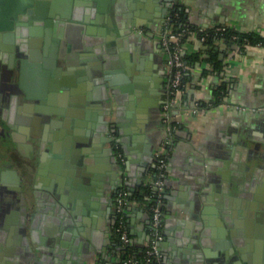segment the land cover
Listing matches in <instances>:
<instances>
[{"label":"crops","instance_id":"0c3cea01","mask_svg":"<svg viewBox=\"0 0 264 264\" xmlns=\"http://www.w3.org/2000/svg\"><path fill=\"white\" fill-rule=\"evenodd\" d=\"M15 1L2 0L3 18L10 17L11 5ZM74 1L85 5L75 7L76 19L67 23L68 39L65 37L61 44L50 42L49 50H46L48 62L52 63L57 54L74 56L76 50L90 48L94 37L84 28L87 23L83 19L89 11L91 14L96 10L95 4L104 9L110 2ZM118 2L121 6L118 16L123 13L127 25L120 34L114 25L116 36L110 35L107 44L115 48L112 57L122 58L129 71L131 63L139 67L136 73L133 72V77L138 78L135 81L137 86L133 88L139 104L134 108L130 100L124 103V94L121 91L111 94L110 86L101 85L95 93L101 97L97 99L101 104L93 109L91 122L95 125L96 136L103 139L105 149L101 164L103 187L89 201L90 214L81 215L86 218V228L92 239L84 238L83 249L77 250L80 261L71 263L115 264L118 261V245L109 224L114 218L115 191L125 185L123 180L133 184L149 179L155 151L165 144V137H169L165 168L167 198L162 200L164 236L159 243L163 263L264 264V168L250 166L251 157L256 156L254 153H258V160L264 155V50L256 46L238 47L223 38H217L207 46L196 32L184 36L182 54L201 52L206 56L209 47L222 60L223 70L217 72L205 60L190 66L184 88L186 95L183 97L184 91H181L173 94L170 100L171 120L176 122V127L168 133L160 101L171 98H168L166 89L169 82L168 55L161 42L163 34L170 30L163 28V13L166 14L170 1ZM137 2H141L142 14H135L139 11ZM175 5L182 10L190 25H225L264 36V0H172V6ZM86 7L91 10L87 11ZM36 28L41 32V26ZM66 41L71 44L67 46ZM4 44L0 40V46ZM36 73L34 76L28 71L24 77V84L31 94L42 89V78ZM222 80L226 82L225 97L220 103L211 105L207 100L212 96V89ZM7 100L0 102V124L7 129L16 125L25 130L30 114ZM203 101L207 102L201 105ZM70 110L74 111V108ZM8 123L12 126L9 127ZM20 132L13 144H19L23 149L27 140L25 133ZM110 137L117 141L111 142ZM113 144L119 147L113 148ZM121 151L125 157L122 156L123 166L112 156ZM19 152L15 149L6 160L8 165L0 167L5 170L9 166L10 169L9 173L0 174V183L6 191L12 192L14 182L22 181L25 200L32 206L30 210L36 212L33 221L28 219L25 227L27 242L35 257L26 251L21 253V246L17 245L19 257L13 264H35L36 261L54 264L47 251L50 244L48 234L50 226L57 229L60 210L57 204L56 210L52 207L47 187L51 173L50 156L43 150L42 163L35 165L36 161L31 162L29 169L35 166L28 173L19 164ZM209 177L215 184L209 183ZM2 208L7 212L11 205L0 206V211L4 212ZM126 217L132 241L142 243L149 224L144 204L131 201ZM73 227L77 232L74 236H79V228L84 226L77 224ZM13 244L9 241L8 246ZM230 254L238 257L233 263L229 262Z\"/></svg>","mask_w":264,"mask_h":264},{"label":"water","instance_id":"95a60500","mask_svg":"<svg viewBox=\"0 0 264 264\" xmlns=\"http://www.w3.org/2000/svg\"><path fill=\"white\" fill-rule=\"evenodd\" d=\"M165 1H170L167 14L173 6L172 0ZM80 5L85 4L74 0H16L11 5L10 17L3 18V5L0 0V40L5 42L0 46V74L3 75L4 69L7 73L4 81L12 87L16 86V89H9L6 93L8 101L30 114L25 130L16 125L12 126L11 123L8 125L13 130L25 132L32 153V163L41 161L39 154L43 150L50 156L51 173L47 187L51 194L52 207L57 204L60 210L58 227L56 229L55 226H50L48 234L50 244L47 251L54 264H72L73 260L79 262L77 250L83 249L85 237L92 239L86 228V218L81 215L90 214L89 201L103 187L101 172L104 169L101 164L105 158V149L102 146L103 139L96 136L95 125L91 122L94 119L93 109L101 104L97 100L101 97L95 95L98 87L110 86L111 94L115 95L121 91L124 94V103L130 100L134 108L139 104L133 88L137 86L135 81L138 79L133 77V72L135 70L136 73L139 67L131 63L129 71L122 58L112 57L115 48L107 44L110 35L116 36L114 25L119 28V34L127 25V21L123 20L124 14L118 16L121 10L118 0H110L104 9L95 4L97 13L92 11L90 14L91 8L86 7L89 13L83 19L87 23L84 28L94 37L90 48L86 51L74 50V56L67 53L57 54L52 63L48 62L46 50H49L50 42L61 44L65 37L68 39L67 23L76 19L74 10ZM136 6L139 11L135 14H142L141 2H137ZM166 14L163 13V16ZM37 26H41V32H38ZM66 44L68 46L71 43L66 41ZM72 58L74 60L70 61ZM28 71L33 72L34 76L38 72L39 78H42V89L36 94L29 93L24 84ZM166 101L165 98L161 99V110ZM70 108H74V111ZM110 139L111 142L117 141L111 137ZM116 147L119 145L113 144V148ZM120 153L123 155L122 151ZM254 154L256 156L250 160L251 168L259 165L264 168V155L262 160H258V153ZM112 156L114 161L118 158L123 166V159L119 158L117 152ZM153 164L154 161L152 166ZM209 180V183L215 184L212 182L213 178L209 177ZM123 183L133 191L134 185H138L139 181L131 184L128 180H123ZM165 186L164 178L162 199L167 198ZM220 189L223 190L222 187ZM226 191L228 192V184ZM3 199L11 208L0 215V264L14 263L19 257L17 245L21 246V253L26 251L31 257H35L28 245L25 227L28 219L33 221L36 212L30 210L32 206L27 204L23 191L18 195L7 192ZM112 209L115 215V206ZM114 221L113 218L109 224ZM77 224L84 227L79 228V236H74L77 232L73 226ZM9 241L14 244L8 246ZM237 258L230 254L229 262L233 263ZM35 264L43 263L36 261Z\"/></svg>","mask_w":264,"mask_h":264},{"label":"built area","instance_id":"2783aa9c","mask_svg":"<svg viewBox=\"0 0 264 264\" xmlns=\"http://www.w3.org/2000/svg\"><path fill=\"white\" fill-rule=\"evenodd\" d=\"M226 28L225 25H216L214 26V31H222ZM184 32L186 34H184ZM194 31L190 29H185V31H179L177 33H172L170 30L165 32L162 36L161 42L167 52L166 64L168 66L169 72V82L168 87L170 88V93L175 94L182 91V76L185 73V70L188 68L187 64L182 58L181 53V43L179 40L182 36L193 33ZM235 35H232V38H235ZM204 39V35L200 37ZM245 46H256L264 50V41L256 42L254 44L245 43ZM166 101L163 104V120L165 122L166 129L168 133L174 130L176 127V122L171 120V106L170 100ZM225 105H230V103L225 102ZM244 108V107H242ZM170 141L169 137H165V144L161 148L155 151L154 154V164L156 168L155 177L151 180L152 186L156 191V195L153 197L149 207H148V218L149 224L147 228V233L145 240L143 241L146 244L145 253L142 259H139L133 252L128 251L124 255H118V264H152L154 259L159 260L161 258V253L159 250V243L163 239V209H162V188L164 185L165 168L167 166V151L168 143ZM167 147V148H166ZM120 159L122 154L118 152L117 154ZM131 191L127 186H120L117 188L114 195V206H115V215L114 223L111 224V230H114L117 233L118 240L121 244H126L128 242H133L131 234L128 228V221L126 217V210L129 206V203L133 199H129L128 195ZM135 201V200H134ZM161 264V263H158ZM162 264H164L162 262Z\"/></svg>","mask_w":264,"mask_h":264},{"label":"trees","instance_id":"16d2710c","mask_svg":"<svg viewBox=\"0 0 264 264\" xmlns=\"http://www.w3.org/2000/svg\"><path fill=\"white\" fill-rule=\"evenodd\" d=\"M163 28L164 29H170L172 33H177L179 31H185V29H190L197 33L199 37L204 35L203 42L207 46L212 43L217 38H223L228 42L236 44L238 47H244L245 43L248 44H254L256 42H263L264 36L259 35L256 32L253 31H237L235 29L226 27L222 31L215 32L214 26L213 27H199V26H193L186 22L185 16L183 15V12L181 9L178 8V6H173V8L167 13L165 16L164 22H163ZM184 34H186L184 32ZM232 35H235V38H232ZM184 36L181 37L179 42H182V39ZM183 60L187 64L188 68L185 70V73L182 76V91H184L186 79L189 75V68L190 66L194 65L197 61L205 60L209 62L213 68L217 72H222L223 70V62L222 60L218 59L215 52H212L209 47L206 48V56H202L201 52H193L189 55L181 54ZM226 82L222 80L218 85H216L212 89V96L209 100V104H217L223 101V98L226 94ZM168 98L172 97V93H170V88L167 89ZM183 94V97H184ZM206 101V102H207ZM202 102L201 105H204ZM196 103H200L197 101ZM156 168L154 166L149 167V179L142 181L140 184H138L133 191L128 195L129 199H133L135 201L141 202L144 204L146 210L148 211V207L153 199V197L156 195V191L154 190L152 186V179L155 177ZM126 186V185H122ZM112 236L115 239L116 244L118 245L117 252L120 253V255L126 254L128 251L133 252L139 259H142L145 253L146 244L142 242L141 244H136L134 242H128L126 244H121L118 240L117 233L112 230ZM162 258L159 260L154 259L152 261V264H162ZM115 264H118L117 262Z\"/></svg>","mask_w":264,"mask_h":264},{"label":"flooded vegetation","instance_id":"af4514ba","mask_svg":"<svg viewBox=\"0 0 264 264\" xmlns=\"http://www.w3.org/2000/svg\"><path fill=\"white\" fill-rule=\"evenodd\" d=\"M164 48V47H163ZM4 68V67H1ZM1 71V70H0ZM3 71V75L0 74V102H3L4 100H6L8 97L6 95V93L9 91V89H16V86L12 87L11 85H8L5 81H4V77L7 75V73L5 72L4 69H2ZM7 71V70H6ZM8 101V100H7ZM34 130H36V127L34 128ZM13 131V133H12ZM21 130H13V129H7L4 127H0V167H4L5 165H8V161L6 162L7 158H9L12 153H15V149H17V151H20V165L23 168L24 171L30 173V170L32 168H34V166L40 165L42 163V159H43V151L41 152V154H39V157H41V161L37 160L35 162V165L31 166V168L29 169V166L31 165V161H30V157H31V152H30V146L27 142H25L26 145H24V148L21 149L19 144H13V141L15 140V136L18 134V132H20ZM23 131V130H22ZM21 133V132H20ZM19 133V134H20ZM25 133V132H24ZM25 135V134H24ZM9 167V166H7ZM5 168V170L0 169V174H7L9 173V168ZM37 167H35L36 169ZM8 170V171H7ZM5 171V172H4ZM12 188V192L16 193L17 191V195L23 190L22 189V181L20 179L17 180V182H14L13 186H11ZM19 189V190H18ZM8 193H11L10 191H6L5 187L2 186V184L0 183V206H5V201H4V196ZM2 211H0V215L5 213V209L2 208Z\"/></svg>","mask_w":264,"mask_h":264}]
</instances>
